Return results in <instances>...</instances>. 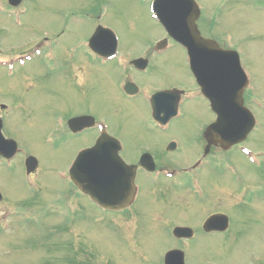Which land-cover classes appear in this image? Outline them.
I'll list each match as a JSON object with an SVG mask.
<instances>
[{"label":"rangeland","instance_id":"rangeland-1","mask_svg":"<svg viewBox=\"0 0 264 264\" xmlns=\"http://www.w3.org/2000/svg\"><path fill=\"white\" fill-rule=\"evenodd\" d=\"M217 1L205 0L204 4L216 8L220 2H223L221 13L224 16L221 17L217 27L220 33L226 31L232 33V38L240 48L244 66L251 74L252 84L258 93H264V1L257 0L256 3L251 0H243L240 3H236L237 0ZM23 5L22 12L8 14L9 9L2 0L0 54L11 56L41 41L46 44L44 47L43 44L41 45V54L31 62H27L21 68L15 67L13 75L6 76L5 70L0 67V99L13 107L10 119L7 118L5 132L15 137L24 146V151L37 156L40 162L37 175L29 179L21 168V155H17L12 160L11 166L9 164L5 166L0 161V188L7 193L6 196L22 198L18 202L23 200L24 195L30 194L32 185L39 193L40 190L57 193L69 188V182L63 181L60 175L65 172L76 150L90 140L91 133L86 134L81 140V138L68 139L64 131L62 140L60 135L63 125H60V121H64L70 114L83 111L82 108L86 105L94 117L105 120L109 130L124 142L128 158H134L135 149H139L138 147L151 148L152 144L163 143L165 136L152 127L149 108L140 96L131 99V106L127 109H125L127 106L121 105L123 108L118 114L111 108L112 102H119L112 97L119 76L110 65L102 66L93 72L86 65V74L83 70H77L80 60L85 62L88 58L89 53L86 57L84 54L87 53L85 41L95 28V22L91 19L92 14L85 15L88 7L94 12L100 6L99 12L103 14L102 23L117 33L120 46L131 55L142 52L145 46L154 43L162 36L160 27L149 16L145 0L92 2L24 0ZM228 5H232L233 8H226ZM69 7L74 8L68 11ZM210 15L211 11H209ZM216 32V29L214 32L211 31L213 34ZM215 37L222 39V36ZM163 57L165 62L162 60V66L156 63L152 74H133L135 81L143 87L148 84L167 89L168 85L177 84L192 90L193 85L187 81V70L182 66L181 53L171 49ZM85 75L87 78L83 81ZM81 84L83 87L80 88L78 85ZM211 119L212 114L204 101L187 100L181 105L179 115L171 120L167 132L175 133L189 142L196 131L202 128L203 123ZM257 119L258 126L251 133L249 140L254 151L264 149V111L260 112ZM50 130L54 132L53 136H49ZM58 140L62 141L59 145H57ZM184 150L183 146L182 151ZM195 150L196 147L192 144L185 152L190 155L195 154ZM178 159L180 163L186 162L183 156H179ZM228 159L234 172L230 174L224 169L229 175L230 182L227 184L244 199L239 205L226 210L233 222L234 219L239 220L236 223V229L240 232L239 237L237 240L230 238L229 243L225 245L219 244L222 236L218 234L189 241L185 254L186 264L264 262V199H259L260 204H258L255 191L258 179H261L260 184L264 185V171L260 177V171L237 151H232ZM208 169L207 167L206 170ZM213 175L216 177L215 173ZM217 178L223 181L221 176ZM136 182L140 191L134 206L140 218L147 222L157 213L163 218L158 216L160 219H157L155 225L145 223L144 229L148 228L153 235L146 240L144 251L135 252L129 248L130 243L126 246L124 241L113 234V231L109 232L91 217V222L86 226L87 235L91 239L94 238L93 241H96L98 247L103 250V253L98 251L94 256V264H110L108 259L116 264H162L161 257L164 250L173 243L166 230L168 222H190L200 218L198 212L200 207L194 201H189L183 211L180 209L181 205L177 207L172 200L174 199L172 192L160 197L150 195L148 191L151 178L146 174L139 175ZM217 195L221 196L218 202L221 201L220 205L225 207L232 206L236 200L241 199L238 194L227 195L220 192ZM67 196L73 199V195ZM227 198L233 200H229L226 204ZM71 203L74 204V201ZM89 213L91 216L100 215L105 220L113 216L106 214L107 212L103 213L94 206H91ZM15 218L17 220L13 221L12 225L18 224L15 228L22 237L13 242L11 236H14V232L11 235L4 234L5 228L0 226V238L2 237L0 264H22L24 258L19 255L20 252L25 251L29 252L25 262L34 261L31 252L35 249L33 240L36 238L29 232L37 225V220L34 218L29 224L19 215ZM21 221L23 222L19 224ZM116 221H124L123 225L120 224L123 226L122 230L119 229L122 232L123 229H127L129 232L126 225L127 227L132 225L131 213L128 219H116ZM61 222V218L55 219V224L62 225ZM28 233L31 236H28ZM17 251L19 254L16 255ZM257 255L262 259V261L258 259V263H256ZM60 257L56 256L59 259ZM40 258L37 254L36 264Z\"/></svg>","mask_w":264,"mask_h":264},{"label":"water","instance_id":"water-1","mask_svg":"<svg viewBox=\"0 0 264 264\" xmlns=\"http://www.w3.org/2000/svg\"><path fill=\"white\" fill-rule=\"evenodd\" d=\"M238 105L240 106V101H238ZM239 111H241V108H239ZM223 116L225 117L224 114H223ZM226 117H227V116H226ZM250 125H251V121L248 120L246 126H250Z\"/></svg>","mask_w":264,"mask_h":264}]
</instances>
